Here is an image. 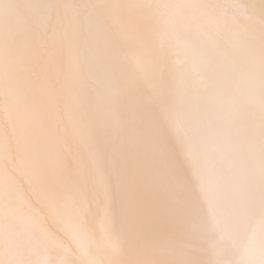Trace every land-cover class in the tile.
Instances as JSON below:
<instances>
[{
    "label": "snow or ice",
    "instance_id": "1",
    "mask_svg": "<svg viewBox=\"0 0 264 264\" xmlns=\"http://www.w3.org/2000/svg\"><path fill=\"white\" fill-rule=\"evenodd\" d=\"M0 264H264V0H0Z\"/></svg>",
    "mask_w": 264,
    "mask_h": 264
},
{
    "label": "bare ground",
    "instance_id": "2",
    "mask_svg": "<svg viewBox=\"0 0 264 264\" xmlns=\"http://www.w3.org/2000/svg\"><path fill=\"white\" fill-rule=\"evenodd\" d=\"M160 134L165 138L167 142V146L174 157L175 161L177 164L182 163V157H181V152L179 145L177 144L175 138L172 136V134L166 129V127L161 126L160 128ZM168 226L163 225L162 230Z\"/></svg>",
    "mask_w": 264,
    "mask_h": 264
}]
</instances>
